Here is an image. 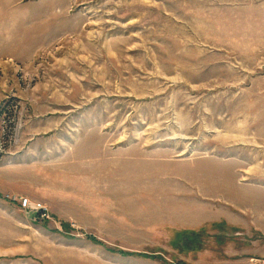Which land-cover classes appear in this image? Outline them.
Segmentation results:
<instances>
[{
    "label": "rangeland",
    "instance_id": "374dc122",
    "mask_svg": "<svg viewBox=\"0 0 264 264\" xmlns=\"http://www.w3.org/2000/svg\"><path fill=\"white\" fill-rule=\"evenodd\" d=\"M0 264H264V0H0Z\"/></svg>",
    "mask_w": 264,
    "mask_h": 264
}]
</instances>
